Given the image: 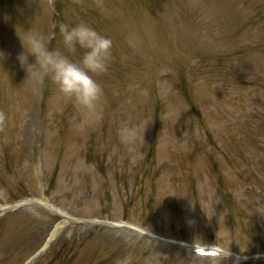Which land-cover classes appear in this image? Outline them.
Here are the masks:
<instances>
[{
    "label": "rangeland",
    "instance_id": "rangeland-1",
    "mask_svg": "<svg viewBox=\"0 0 264 264\" xmlns=\"http://www.w3.org/2000/svg\"><path fill=\"white\" fill-rule=\"evenodd\" d=\"M61 22L113 41L88 116L17 60ZM0 50V264H264V0H0Z\"/></svg>",
    "mask_w": 264,
    "mask_h": 264
},
{
    "label": "clouds",
    "instance_id": "clouds-1",
    "mask_svg": "<svg viewBox=\"0 0 264 264\" xmlns=\"http://www.w3.org/2000/svg\"><path fill=\"white\" fill-rule=\"evenodd\" d=\"M58 30V41L55 32L18 34L22 50L16 54L17 60L26 77L54 83L63 100L84 110L85 116L91 115L103 95L95 77L108 71L112 38L87 22H61ZM76 52L80 53L78 57ZM6 55L0 50V64ZM5 119L6 114L0 112V123ZM115 264H132V257L125 253Z\"/></svg>",
    "mask_w": 264,
    "mask_h": 264
}]
</instances>
